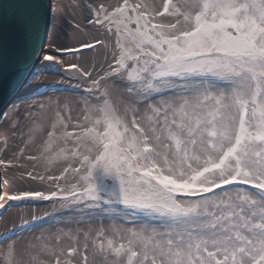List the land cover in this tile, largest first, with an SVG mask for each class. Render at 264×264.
Listing matches in <instances>:
<instances>
[{
    "label": "snow or ice",
    "instance_id": "obj_1",
    "mask_svg": "<svg viewBox=\"0 0 264 264\" xmlns=\"http://www.w3.org/2000/svg\"><path fill=\"white\" fill-rule=\"evenodd\" d=\"M72 6L73 30L83 32L79 14L111 43L94 36L44 51L38 10L16 6L32 37L24 63L70 72L81 94L17 108L6 129L0 124V155L27 137L0 165L42 166L20 179L49 185L0 190V207L52 202L81 217L66 224L89 226L31 240L9 230L4 238L16 239L0 247V264H264V0ZM97 46L107 67L95 76V66L64 61Z\"/></svg>",
    "mask_w": 264,
    "mask_h": 264
},
{
    "label": "bare ground",
    "instance_id": "obj_2",
    "mask_svg": "<svg viewBox=\"0 0 264 264\" xmlns=\"http://www.w3.org/2000/svg\"><path fill=\"white\" fill-rule=\"evenodd\" d=\"M71 1V2H70ZM92 2H98V0H92ZM105 4H115L117 0H103ZM68 3H78L76 0H68ZM65 5L67 2L65 0H50L49 6V25L47 28V32L45 35L44 44L42 45V49L44 51H49L48 45L50 43H57L61 37L62 27L67 25L65 20L63 19V13L65 12ZM82 29H90L84 26V22L81 21ZM92 36H98L95 31H90L87 33V36L84 37V40H90ZM89 37V38H88ZM87 38V39H85ZM106 42H108L106 40ZM109 43V42H108ZM79 43H71L66 45L65 47H74L78 46ZM110 44V43H109ZM63 46V45H61ZM104 50L97 46V51H92L91 49H84L82 55H77L73 53H67L64 55L65 63H78L84 65L89 70L93 69L95 66L96 71H94L93 75L95 76L103 65L104 68L107 67V64L104 60L103 56ZM108 59H111V55L109 53ZM46 62L42 60H36L29 71L27 72L18 92L17 99H21L24 101H20L19 103L12 104L7 106V112L5 116L12 117L15 113V110L19 108L20 111H25L28 108L29 104L43 102L48 99L51 95L56 94L54 97H57L63 100L69 94H74L77 92H73L72 89L76 87L80 81L78 79L71 78V73L56 68H46L44 67ZM38 73L36 78L32 77V73ZM47 92V93H44ZM52 93V94H51ZM63 93V94H62ZM42 94V95H39ZM67 96H66V95ZM30 98V99H28ZM28 99V100H27ZM1 135V131H0ZM11 150L13 151L12 153ZM11 150L5 153V157H1L2 159L9 157L14 153V148L11 147ZM4 166L0 165V190L3 191H11V187L9 186V179L3 170ZM7 182L6 184L4 182ZM30 188H44L40 185L32 184ZM47 189V188H44ZM3 207H0V241H5L4 237L9 232V230H15L16 233L22 232L28 228H24L23 230L20 228V225L24 220L31 221L32 215H35L41 219H38L34 222V225L37 226L43 222L44 219L48 215H54V210H52L50 204L48 202H33L31 204H26L24 202H16L10 201L5 203ZM47 214V215H46ZM7 226V227H6ZM10 226V228H9ZM11 238V237H9Z\"/></svg>",
    "mask_w": 264,
    "mask_h": 264
},
{
    "label": "rangeland",
    "instance_id": "obj_3",
    "mask_svg": "<svg viewBox=\"0 0 264 264\" xmlns=\"http://www.w3.org/2000/svg\"><path fill=\"white\" fill-rule=\"evenodd\" d=\"M76 1L78 3L80 2V0H76ZM65 2H67V5H65V12L63 13V19L65 20L67 25L62 27L60 40L57 41L56 44L66 46V45L71 44V43H74V44L79 43V42L83 41L84 37H86L87 33L90 31L91 32L95 31L99 37L105 38L109 43H111V39L105 37V33H104L103 29H98V28L92 27L90 29H83V32H77V31L73 30L71 28V24L69 22L74 19L73 13L76 12L77 10L72 6V3H68V0H65ZM75 21L81 22L82 17L79 14H77L75 16ZM92 37H94V36L91 35V38ZM85 39H87V38H85ZM77 63H78V61H77ZM44 93H47V92H44ZM80 94H81L80 92H77V93H74L71 95L69 94L68 96L66 94L65 95L69 98H73V97L78 98ZM39 95H42V94H39ZM55 95L56 94L51 95L50 97L52 99H56L57 97H54ZM28 99H30V98H28ZM48 99L44 100L43 102L47 101ZM20 101H24V100L18 99V102H12L11 106H12V104L19 103ZM6 112H7V108L4 110L3 114L0 116V124H3L5 129H6L7 121L11 120L12 117L16 115V110H15V113L12 117L5 116ZM21 112H23V111H21ZM71 115H72L73 120H75L80 115V106L73 104ZM2 135H4V131H1L0 136H2ZM26 139H27L26 136L25 137L18 136L16 139L10 141V147L8 148V150L10 151L11 147H13L14 152H16L19 147L24 146ZM0 147H2V144H0ZM36 151H37V149H36L35 145H33L32 147H30L28 149V151L26 152V155L35 154ZM6 152H4L0 156L5 157ZM12 152L13 151L11 150L10 153H12ZM12 158H13V154H11L9 157L4 158V160L7 161V160L12 159ZM20 163L23 165L22 169H13V168L5 169V167L3 168V170L5 171L8 179H9V186L11 187V191L15 190L16 188H20V187L30 188V185H32V184L40 185L44 188H49V185L46 183H41L39 181L33 182V181L28 180L27 178H24L23 180H21L20 179V171L27 169L29 171L35 170L38 172H43V167L38 165L34 169L33 163L29 162L27 160H21ZM56 174H58V168H57ZM49 204H50V206H54L52 202H49ZM4 205H6V204H4ZM54 209L56 210L54 215H52V216L48 215L46 217V219H44L43 222L40 223L39 225L34 226L33 228H30V229L28 228L22 232L16 233V236L22 237V238L27 239V240H31L34 237L40 235L41 230H44L45 235H48L50 233H54L58 228H64L65 230H67L68 228H71V229L75 230L77 227L86 229L89 226L87 224H80V225H77L75 223L66 224L65 223L66 221L80 219L81 217L75 211H68V210L60 209L58 204L54 206ZM108 223H109V221L105 220L104 226L107 227ZM91 227L94 230L99 228L100 222L98 220H94L91 224ZM9 228H10V226H9ZM11 239H16V237L13 236L11 238H8L5 241H0V247H3L4 245H6L8 242H10ZM64 243H67V241L65 240ZM41 259L47 260L48 258L47 257H41Z\"/></svg>",
    "mask_w": 264,
    "mask_h": 264
},
{
    "label": "water",
    "instance_id": "obj_4",
    "mask_svg": "<svg viewBox=\"0 0 264 264\" xmlns=\"http://www.w3.org/2000/svg\"><path fill=\"white\" fill-rule=\"evenodd\" d=\"M19 4L38 10L40 23L37 48L44 44L49 25L50 0H0V116L11 102H18L17 92L33 63H24L32 37L22 30L18 19Z\"/></svg>",
    "mask_w": 264,
    "mask_h": 264
}]
</instances>
